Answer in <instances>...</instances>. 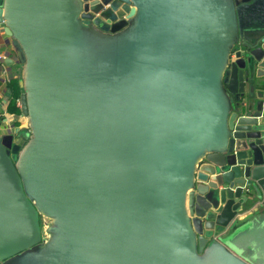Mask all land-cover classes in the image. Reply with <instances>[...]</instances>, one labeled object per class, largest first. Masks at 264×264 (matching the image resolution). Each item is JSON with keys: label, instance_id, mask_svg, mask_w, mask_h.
<instances>
[{"label": "water", "instance_id": "95a60500", "mask_svg": "<svg viewBox=\"0 0 264 264\" xmlns=\"http://www.w3.org/2000/svg\"><path fill=\"white\" fill-rule=\"evenodd\" d=\"M1 2L0 264H252L223 240L264 206V0Z\"/></svg>", "mask_w": 264, "mask_h": 264}, {"label": "rangeland", "instance_id": "374dc122", "mask_svg": "<svg viewBox=\"0 0 264 264\" xmlns=\"http://www.w3.org/2000/svg\"><path fill=\"white\" fill-rule=\"evenodd\" d=\"M0 0V5H1ZM21 65L15 64L10 67V73L12 75H21ZM6 99V96L5 98ZM7 101V100H6ZM3 110V107L0 109ZM27 120V119H26ZM24 126L27 125V121L21 122ZM16 124L13 126L15 130ZM30 131L27 128H23L19 132V135L24 139L29 137ZM260 213V214H259ZM256 213L253 217L254 225L248 226L239 232L230 234L225 240V244L231 248L235 253L245 258L252 264H264V211ZM252 222V223H253ZM244 222H239V226Z\"/></svg>", "mask_w": 264, "mask_h": 264}, {"label": "crops", "instance_id": "0c3cea01", "mask_svg": "<svg viewBox=\"0 0 264 264\" xmlns=\"http://www.w3.org/2000/svg\"><path fill=\"white\" fill-rule=\"evenodd\" d=\"M2 31H3L2 26H0V47L4 46V42H5V39L3 37L4 33ZM9 75H10L11 79L14 76L15 77L17 76V75H12L11 76V73ZM18 78L20 80V77H18ZM5 80H6V78L4 76H0V108L3 107V110H5V106L7 104L8 99L12 96V94H11L12 93L11 92V90H12V80H7L6 82H5ZM19 84H20V82H19ZM20 91L22 93L23 89L21 88ZM5 96H6V99H4ZM23 121H27V120L25 118H21L20 122H23ZM1 123H2V121H0V124ZM2 124H5V123H2ZM263 211H264V206L263 205H258L256 203L252 210L247 211L244 215H242L243 219H242L241 222H244V223H242L241 225H244V227H245L246 225L252 223L253 220H254L253 217L251 219H249V218L251 216L257 215L256 213L263 212Z\"/></svg>", "mask_w": 264, "mask_h": 264}, {"label": "trees", "instance_id": "16d2710c", "mask_svg": "<svg viewBox=\"0 0 264 264\" xmlns=\"http://www.w3.org/2000/svg\"><path fill=\"white\" fill-rule=\"evenodd\" d=\"M12 90L11 94L12 96L8 99L7 101V111L9 113H14L16 115L22 114L21 107L18 106V99L21 96V86L19 84V78L18 77H13L12 79ZM1 109V108H0ZM5 118L4 110H0V121H2ZM17 125L21 124L20 121L16 122Z\"/></svg>", "mask_w": 264, "mask_h": 264}, {"label": "built area", "instance_id": "2783aa9c", "mask_svg": "<svg viewBox=\"0 0 264 264\" xmlns=\"http://www.w3.org/2000/svg\"><path fill=\"white\" fill-rule=\"evenodd\" d=\"M7 57V54H0V76H4L6 78L5 82L7 80H11V77L9 75V70H8V66H5L3 64V60L4 58ZM18 106L21 107V100L20 98L18 99ZM7 104L5 106V110H4V114H5V118L7 119L6 120V126H11L13 123H16L17 121L21 120V118H25L23 114H20V115H16L14 113H9L7 111ZM17 118V119H16ZM26 119V118H25ZM2 128V126H0V129Z\"/></svg>", "mask_w": 264, "mask_h": 264}, {"label": "flooded vegetation", "instance_id": "af4514ba", "mask_svg": "<svg viewBox=\"0 0 264 264\" xmlns=\"http://www.w3.org/2000/svg\"><path fill=\"white\" fill-rule=\"evenodd\" d=\"M16 77H17V76H16ZM5 119H6V118H4V119L2 120V123H6ZM19 121H20V120H19ZM2 123H1V124H2ZM1 124H0V125H1ZM6 124H7V123H6ZM6 124H2V125H1L2 127H5V130H4L5 133H14L18 127H23V126H24L23 124H19V125H17L16 123H13L11 126H6ZM15 124H16V127H15V130H14V129H13V126H14Z\"/></svg>", "mask_w": 264, "mask_h": 264}]
</instances>
